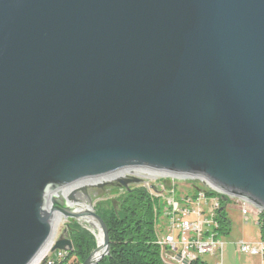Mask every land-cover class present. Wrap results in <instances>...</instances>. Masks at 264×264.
<instances>
[{
    "label": "water",
    "instance_id": "obj_1",
    "mask_svg": "<svg viewBox=\"0 0 264 264\" xmlns=\"http://www.w3.org/2000/svg\"><path fill=\"white\" fill-rule=\"evenodd\" d=\"M154 171L264 212V0H0V264Z\"/></svg>",
    "mask_w": 264,
    "mask_h": 264
},
{
    "label": "built area",
    "instance_id": "obj_2",
    "mask_svg": "<svg viewBox=\"0 0 264 264\" xmlns=\"http://www.w3.org/2000/svg\"><path fill=\"white\" fill-rule=\"evenodd\" d=\"M140 179V186L146 188L160 204L156 244L161 260L165 264H194L196 261L209 264L205 256H210L216 264H221L225 235L221 213L224 214L228 204L233 202L239 207L243 219L247 220L248 202L199 179H181L156 171ZM186 181H197L201 186L186 184ZM237 245L245 254H261V243L253 246L240 241ZM54 252V256L51 254L42 264H54L65 254V250Z\"/></svg>",
    "mask_w": 264,
    "mask_h": 264
},
{
    "label": "trees",
    "instance_id": "obj_3",
    "mask_svg": "<svg viewBox=\"0 0 264 264\" xmlns=\"http://www.w3.org/2000/svg\"><path fill=\"white\" fill-rule=\"evenodd\" d=\"M109 190L113 191L108 199L95 207L107 225L110 238V251L98 264H165L156 244L158 200L139 184H132L128 189L113 186ZM221 223L224 234H229L231 223L223 213ZM258 225L264 243V212ZM67 229L73 248L54 264H82L97 247L96 237L76 220H69Z\"/></svg>",
    "mask_w": 264,
    "mask_h": 264
},
{
    "label": "rangeland",
    "instance_id": "obj_4",
    "mask_svg": "<svg viewBox=\"0 0 264 264\" xmlns=\"http://www.w3.org/2000/svg\"><path fill=\"white\" fill-rule=\"evenodd\" d=\"M185 183L195 185L196 187L201 186V183L197 181H186ZM109 194L95 196L93 198L94 208L99 202L107 200L110 196ZM87 204H89V202H87ZM247 208L249 209V217L247 220L243 219L239 207L233 202L229 203L228 207L224 211V215L226 218H228L231 225L229 234L224 235L223 237L224 246L220 260L221 264H264L262 253L258 255L245 254L240 251L239 246L237 245L240 241L250 243L253 246L262 243L260 226L258 225L260 218L259 210L249 203ZM68 221L69 220L64 219L61 223H58L52 245L47 249L37 264H42L48 256H51L53 253L52 247L55 244V241L58 240L61 235H63L64 230L67 229ZM82 224L86 225L87 228H90L93 232H95V234L98 232L96 228L90 226L89 224L87 225L83 221ZM96 243L98 245L97 239ZM205 259L209 262V264H216V260L210 256H205Z\"/></svg>",
    "mask_w": 264,
    "mask_h": 264
},
{
    "label": "bare ground",
    "instance_id": "obj_5",
    "mask_svg": "<svg viewBox=\"0 0 264 264\" xmlns=\"http://www.w3.org/2000/svg\"><path fill=\"white\" fill-rule=\"evenodd\" d=\"M260 214H261V212L259 213V215ZM63 220L64 219H61L59 223H61ZM87 221H93V219L92 218H88ZM96 234H97V242H98L99 250L96 252V254L94 256L95 258H97V256L100 255L103 252V235H102V233L100 231H98ZM263 250H264V243L262 242L261 243V253H262V255H263ZM66 252H67V250H65V254H66ZM65 254L61 255V257L65 256ZM38 261H37V263H38Z\"/></svg>",
    "mask_w": 264,
    "mask_h": 264
},
{
    "label": "flooded vegetation",
    "instance_id": "obj_6",
    "mask_svg": "<svg viewBox=\"0 0 264 264\" xmlns=\"http://www.w3.org/2000/svg\"><path fill=\"white\" fill-rule=\"evenodd\" d=\"M67 235H68V229H67Z\"/></svg>",
    "mask_w": 264,
    "mask_h": 264
}]
</instances>
